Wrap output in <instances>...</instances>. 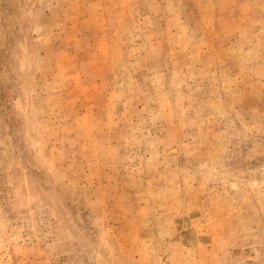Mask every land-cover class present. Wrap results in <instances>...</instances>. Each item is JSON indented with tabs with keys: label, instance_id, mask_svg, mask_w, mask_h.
Instances as JSON below:
<instances>
[{
	"label": "rangeland",
	"instance_id": "1",
	"mask_svg": "<svg viewBox=\"0 0 264 264\" xmlns=\"http://www.w3.org/2000/svg\"><path fill=\"white\" fill-rule=\"evenodd\" d=\"M0 264H264V0H0Z\"/></svg>",
	"mask_w": 264,
	"mask_h": 264
}]
</instances>
